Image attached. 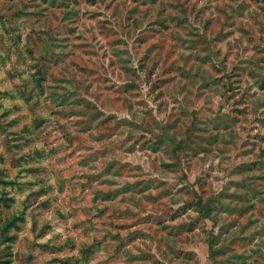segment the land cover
Wrapping results in <instances>:
<instances>
[{"label":"rangeland","instance_id":"obj_1","mask_svg":"<svg viewBox=\"0 0 264 264\" xmlns=\"http://www.w3.org/2000/svg\"><path fill=\"white\" fill-rule=\"evenodd\" d=\"M0 264H264V0H0Z\"/></svg>","mask_w":264,"mask_h":264}]
</instances>
